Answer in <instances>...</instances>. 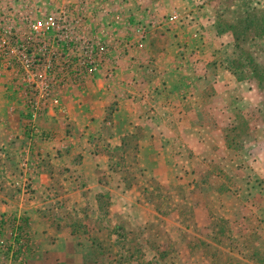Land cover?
Returning <instances> with one entry per match:
<instances>
[{"label": "rangeland", "instance_id": "rangeland-1", "mask_svg": "<svg viewBox=\"0 0 264 264\" xmlns=\"http://www.w3.org/2000/svg\"><path fill=\"white\" fill-rule=\"evenodd\" d=\"M206 4L219 15L213 25L203 14L196 18V34L212 45H202L198 64L184 68L196 94H185V136L173 145L178 157L138 158L130 144L111 160V186L96 201L55 205L53 264H264V2L201 0L197 7ZM179 22L191 26L195 19L187 13ZM194 33L186 31L188 45L173 42L169 55L186 63L197 58ZM208 58L235 77L217 81ZM19 142L14 153L30 156L32 145ZM11 158L6 162L17 172L0 177V264H36L32 248L22 257L5 253L11 231L2 222L28 217L34 192L21 158ZM65 229L71 237L63 240Z\"/></svg>", "mask_w": 264, "mask_h": 264}, {"label": "crops", "instance_id": "crops-1", "mask_svg": "<svg viewBox=\"0 0 264 264\" xmlns=\"http://www.w3.org/2000/svg\"><path fill=\"white\" fill-rule=\"evenodd\" d=\"M198 1L201 0H0V18L17 19L29 13L41 16L65 7L84 14L88 27L111 48L114 64L112 75L108 65L85 89L62 90L59 105L35 120L44 137L30 140L23 133L21 96L9 72L0 68V177L17 172L10 169L7 158L12 157L14 163L15 157L21 162L25 158L23 149L14 153L17 142L23 147L32 145L28 166L34 192L25 206L36 264H53V234L58 226L53 207L62 203L77 208L96 201L111 186L105 178L114 173L112 167L117 164L111 160L121 155L118 152L130 151L133 144L138 158L178 157L173 145L185 136L180 131L185 123V94L190 90L196 94L187 81L192 73L187 71L198 64L203 50L200 34H196L200 32L196 18L203 14L205 21L213 25V18L219 15L218 11L207 10V4L206 10L199 9ZM187 13L195 19L191 26L179 22ZM189 29L195 32L193 43L198 40L193 44L194 51L197 47L201 50L197 58L191 57L186 63L179 54L172 58L169 52L173 42L188 45ZM165 38L171 40L161 46ZM209 44L212 45L207 41L203 47ZM207 63L216 70L217 81L224 83L227 76L235 77L227 64L225 67L213 58H208ZM67 231L61 239L66 240L67 234L71 237Z\"/></svg>", "mask_w": 264, "mask_h": 264}, {"label": "built area", "instance_id": "built-area-1", "mask_svg": "<svg viewBox=\"0 0 264 264\" xmlns=\"http://www.w3.org/2000/svg\"><path fill=\"white\" fill-rule=\"evenodd\" d=\"M110 54L108 44L73 8L65 7L41 16L29 13L17 19L0 18V68L9 72L13 87L21 96L25 112L23 133L29 140L44 137L35 120L59 105L62 90L85 89L108 65L109 75H112L114 64ZM28 165L30 161L25 154L20 171L29 177ZM26 219L20 214L8 216L2 222L4 228L11 231L12 240L16 237L21 241L29 240L31 234L24 227ZM11 249L9 253L13 254L15 246Z\"/></svg>", "mask_w": 264, "mask_h": 264}, {"label": "trees", "instance_id": "trees-1", "mask_svg": "<svg viewBox=\"0 0 264 264\" xmlns=\"http://www.w3.org/2000/svg\"><path fill=\"white\" fill-rule=\"evenodd\" d=\"M254 74V73H253ZM27 222H29V218L27 217V219L25 220V224L24 227H26L27 229H29V233L31 234L29 240H24L21 241L20 238H14L13 240L10 238V243L8 245V249L6 250V254L9 253L10 250H12V246H15V250L13 252V256L16 258L19 255H23L25 256L27 254V250H30V248H32L31 246V240H32V233L30 232V227L29 224L27 225ZM25 254V255H24Z\"/></svg>", "mask_w": 264, "mask_h": 264}]
</instances>
